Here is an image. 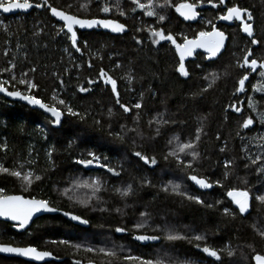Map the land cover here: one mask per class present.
<instances>
[{"label": "trees", "instance_id": "1", "mask_svg": "<svg viewBox=\"0 0 264 264\" xmlns=\"http://www.w3.org/2000/svg\"><path fill=\"white\" fill-rule=\"evenodd\" d=\"M158 2L162 3L163 0ZM180 2L183 0H173V3ZM48 3L82 18L116 19L125 23L129 32L122 36L97 31L79 32L78 44L84 53L81 55L71 48L70 41L63 34L57 35L61 24L51 18L47 8H35L28 15H0V70L10 68L13 63L16 65L14 70L10 68L8 72H0V80L9 81L5 86L11 91L19 90L27 94L24 86L9 80L13 74L18 79L24 78L21 73L27 72L28 78L38 85L33 95L48 104L54 102L52 96L56 95L71 104L81 116H85L81 120L79 117L65 115L61 127L55 129L50 118L41 111L0 96V162L14 170L27 171L30 166L20 169L17 162L27 160L31 150L32 156L36 157V163L31 167L42 175L41 181L34 182L28 190H24L17 178L0 174V188L5 190V195L21 194L29 198L48 199L59 210L80 215L89 221V227L83 228L60 215H48L36 219L23 233L16 232L9 223L0 222V243L34 246L62 259L61 262L46 264H76L77 261L79 264H136L134 261L123 260L124 255L119 253L116 257H108L99 252H87L83 247L76 249L71 245L60 244V240L93 247H111L114 242L123 246V251L118 252L132 249L134 255L146 259H154L158 254L167 252L176 261L187 259L199 261L197 264H213V260L195 247L196 244H207L214 248L232 249L231 257L224 254V264H255L251 257L255 252L264 254V238L253 230L252 224L258 221L257 227L264 225V204L253 200L251 215H238L235 219L227 217L219 211L224 204L230 205L225 196V188L214 186L212 191H199L191 181L184 179L191 170L178 168L171 156L168 159L163 157L169 147H175V141L170 146L168 140L178 135L184 141L197 127L196 117L204 115L207 117V135H202L198 145L201 157L198 165H194L195 174L211 179L219 178L224 171L223 161L230 159L233 166L225 187L247 189L253 197L264 193V172H258V165H252L246 158L264 154V140L261 139L264 137V124L257 118L259 112H264V92L253 89V85L264 86V78L258 75L259 70L256 74L250 73L242 95L235 92L238 80L245 72L236 61L245 55V49H252L249 59H264V0H226L228 6L238 4L251 11L254 18L251 23L261 44L252 45L250 39L239 31L237 23L232 26L220 24V28L229 35L226 51L211 61L204 59V54H197L193 61L186 64L190 71L187 79L179 77L174 71L178 57L169 42L152 45L150 39L146 38V31L135 32L134 29L144 21L171 31L179 42L181 34L193 38L201 30L210 31L211 25L206 21L212 20L217 24L219 20L216 17L220 14V8L214 9L205 3L199 10L203 18L199 17L196 22H186L174 7L167 8L163 10L167 19L157 24L156 17L143 16L139 9L134 14L129 13V0H120L126 16L119 15L116 0H48ZM106 3L112 9L109 13L100 10ZM134 36L143 43L137 45ZM84 41H87V48L83 47ZM65 48H68V52L64 51ZM97 53L102 59L98 58ZM89 62L91 67L88 66ZM117 63L120 67H116ZM31 68H35V72L30 71ZM101 68L117 80L121 103L131 106L140 100V93L143 92L144 108L140 110L138 124L133 119L136 110L123 113L119 105L115 104L110 86L99 79ZM130 69L135 77L131 85L124 79ZM213 71L219 74L220 79L202 96L193 97L192 92L198 86L207 84L203 76ZM59 79L64 81L62 86ZM89 80L96 82L89 84ZM80 87L90 90L80 92ZM249 97L253 102H259L256 103L257 111L249 107ZM230 104L240 107L241 113L228 108ZM108 108L113 110L111 117L108 116ZM165 109L167 116L177 123L161 126L160 134L156 135V125L149 126L148 120L157 111ZM247 115L253 116L256 125L244 130L238 127V122L241 116ZM95 120H100V124L97 125ZM122 124L137 129V132H128L123 141L109 135L110 131H118ZM238 132L240 135H237ZM217 133L220 134L219 140L216 139ZM223 141H227V148L221 153L219 148ZM4 144L7 145L6 151L2 147ZM49 148L54 149V165L47 158ZM88 151L100 155L101 163L107 162L118 169L122 167L124 171L121 176H113L103 168L90 166L85 169L76 164L77 159L88 158ZM134 151L155 156L157 165L144 166L132 154ZM246 164L248 167H245ZM141 175L148 176L152 183L142 184L138 179ZM95 176L107 180V191L98 194L101 197L99 201L93 198L89 207H83L77 201L87 199L91 195L90 189L73 188L71 200L56 191L71 187L72 178L88 179ZM169 180L182 182V190L200 195L206 204L213 203L214 207L201 206L171 194L170 189L169 192L162 191L161 184ZM129 182L133 184V194L128 197L122 198L112 190L113 187H123ZM217 200H223L224 204L215 205ZM230 206L234 208V205ZM101 208L107 210L101 211ZM145 210L151 214L150 226L133 229L132 225L142 219L140 213ZM156 225L160 228L156 229ZM165 225L188 236L204 233L207 239L167 241L164 238ZM116 226L125 227L128 232L115 233ZM145 233L158 235L160 239L155 244L142 246L132 238L136 234ZM0 264L33 263L0 256Z\"/></svg>", "mask_w": 264, "mask_h": 264}, {"label": "snow or ice", "instance_id": "2", "mask_svg": "<svg viewBox=\"0 0 264 264\" xmlns=\"http://www.w3.org/2000/svg\"><path fill=\"white\" fill-rule=\"evenodd\" d=\"M205 3L211 5V7L214 9L220 8V14L216 17L218 20L227 21L229 23L238 22L239 31L245 33L247 37L250 38V43L252 45L261 44V41L257 39L254 34L253 24L251 23L254 18L251 11L248 8L239 6L238 4H232L231 6H228L226 4V0H192V2L183 0V2L180 3H173V0H163L162 3L158 2V0H146V2H141V0H129V13L134 14L136 13L137 9H139L142 11L143 16L156 17L157 24H162L167 19V16L164 14L163 10L174 7L175 11L179 13V15L184 18V20L194 21L198 17H201V12L197 11V8L202 7ZM32 8H47L50 11L52 17H55L58 21H61L62 25L60 26L57 35L63 34V36L68 41H70L71 48L75 49L76 52L81 53V55L84 53L78 44V29L104 28L110 30L112 33L120 34L125 33L128 30L125 23H120L116 19H82L77 15L69 14L64 10H59L56 7H53L48 3V0H36V2H33V0H0V11L3 13H10L15 10L27 11ZM116 8L119 11L120 16L127 15V13L121 7L120 0H116ZM100 10L104 13H109L112 9L106 3L103 7H101ZM206 23L211 25L210 31L201 30L191 39H189L186 35L181 34L179 42L177 36L171 31H166L164 27L146 24L144 21H141L140 26H137L134 31H146V38L150 39L152 45H161V42L165 41L169 42L174 47L175 53L179 57L178 61H176V67L174 68V71L178 73L179 77L187 79L190 76V71L185 64V59L187 57L193 56L197 49H203V53L205 54L203 56L204 59L210 61L215 60L216 58L220 57L221 51L225 47V40L227 39L225 33L218 29L212 20H207ZM5 31H7V29H5ZM35 34L39 35V33ZM133 39L137 45H141L143 43L141 39L135 36ZM83 47H88L87 41L83 42ZM64 51L68 52V48H65ZM97 56L98 58L102 59V56H99L98 53ZM251 56L252 49L246 48L245 55L242 58H238L236 61L238 67L245 69L244 74H242L238 80V86L235 88V92L237 93L245 92V82L249 80L250 73H256L257 69H259V77L264 78V59H249ZM88 66H92L90 62ZM196 66L200 67V65ZM15 67L16 65L14 63L10 65L11 70H14ZM116 67H120V64L117 63ZM10 68L6 67L0 70V72H8L10 71ZM30 71L35 72V68H31ZM21 75L24 78L18 79L16 75L13 74L10 76L9 80L15 81L19 85L24 86L27 94L19 90L9 91L5 86L9 83L8 80H0V92L5 93L10 97L19 98L20 100L26 101L29 105L38 106L40 109H43L44 112L50 113L52 117L50 123L54 126H59L62 122V117L65 115L70 117H79L81 120L85 119V116H81V113L74 109L72 105L67 103L63 98H58L56 95H53L52 100L54 102L48 104L42 99L38 98L36 95H33L32 92L34 89H38V85L33 79L28 78L27 72H22ZM209 77H211V79H209ZM99 79L102 80L105 85L110 86L111 92L114 94L115 104L119 105V108L122 109L123 113H130L133 112V110H136L133 114V119L134 123L138 124L141 117L140 110L144 108L143 92L140 93V100L138 102L128 106L124 103H121L120 101L117 80L109 75L103 68H101L99 71ZM124 79L129 85L133 83L135 77L131 69L125 73ZM203 79L207 81L206 86H198L197 90L192 92L193 97L198 95L202 96L203 93L207 92L213 87L216 81L220 79V76L217 72L213 71L207 75H204ZM95 82L96 81L93 80L88 81L89 84ZM59 84L62 86L64 81L59 79ZM253 89L255 91L264 92V86L257 87L256 85H253ZM89 90L90 89L85 87L79 88L80 92H87ZM256 103L259 102H253L252 98L249 97V107L253 111H257ZM228 108L236 113H241L242 111V109L240 107H236L235 104L228 105ZM107 112L108 116L111 117L113 114L112 108H108ZM257 118L261 124H264V112H259ZM196 119L198 121L197 127L184 141H181L178 135H174L168 140L167 143L170 146L173 144V141H175V147H169L167 154L163 158L168 159V156H171L174 158L175 165L178 168L181 170H191L190 172L186 173L184 179L191 181L195 186H198L199 189H211L214 186L225 188V196L227 200L230 202V205H234L235 207L233 208L229 204H224L223 200H217L215 205L224 204V207L219 209L223 215L232 219H235L238 215L241 217L251 215L253 200L259 204H264V193L256 194L253 197L250 196L249 190L247 189L225 187V181L228 180L230 176V169L233 166L232 160L225 159L223 161L224 171L221 173L219 178L211 179L209 177L195 174L194 165H198L199 159L201 157V152L198 148V145L201 141L202 135H207V132L205 131V121L207 117L200 115L197 116ZM94 122L97 125L100 124V120H95ZM176 123L177 121L167 116L166 109L164 111H157L148 120L149 126H152L153 124L156 125V135L160 134L161 126L169 124L174 125ZM253 124V116H241L239 118L238 127L242 129H249ZM128 132H137V129L135 127L127 128V125L122 124L119 126L118 131H110L109 135L115 136L123 141ZM237 135H240V133L238 132ZM46 138L47 137L45 136V139ZM216 139H220L219 133L216 134ZM261 139L264 140V137H261ZM134 142L135 141H133V143ZM2 147L5 151L7 150L6 144H4ZM226 148L227 141H223L219 151L223 153ZM53 150V148L48 149L47 158L49 163L54 165V161L52 159ZM132 154L137 157L144 166L154 167L157 165V159L155 156H149L148 154L142 153L141 151H134ZM28 157L29 158L22 163L17 162L20 169L25 168L26 165L30 166L27 171L14 170L10 167H6L3 162H0V174L17 178L24 186V190H28L34 182H39L42 180V175L39 174L34 167H31L36 163V157L32 156L31 150L28 153ZM87 157L88 158L77 159L75 163L82 165L85 169H88L90 166L103 168L106 169L107 173L117 177L121 176V173L124 171L122 167L118 169L116 167L110 166V164L107 162L101 163V156L94 151H88ZM186 157L190 159H186ZM246 158L252 165H258V172H264V154L257 155L254 158L251 156ZM104 160L107 161V158L104 157ZM245 167H248V165L246 164ZM138 179L142 184L152 183V181L146 175H141ZM71 184V187H65L62 190L56 189V191L60 192L64 196H67L71 200L72 196L70 193L72 192L73 188L90 189L91 195L87 199L77 201L83 207H89L93 198L99 201L101 197L98 194L101 191H107V180L101 176L89 177L88 179L72 178ZM182 187V182H174L172 180L161 184V190L164 192H169L170 189L171 194L186 198L187 200L195 202L201 206L208 208L214 207L213 203L206 204L200 195L190 194L186 190H182ZM112 190L122 198L128 197L133 194V184L132 182H129L123 187H113ZM4 191L5 190L3 188H0V218L15 222L13 227L18 230L27 229V226L32 221L33 217L38 213H54L59 211V209L53 206V204L48 199H37L35 197L25 198L22 195H5ZM106 210L107 209L105 208H101V211ZM116 211L119 212L120 210L116 209ZM63 215L70 216L72 220L78 221L80 224L87 225L89 223L87 219L82 218L80 215L71 214L69 212H64ZM140 216L142 219L132 225L133 229L139 230L150 226L151 214L145 210L140 213ZM258 223V221L254 222L252 224V228L261 238H264V225L257 227ZM164 227L166 228V234L164 238L167 241L188 240L191 242L192 240L206 241L207 239V235L204 233L188 236L175 231L173 227L168 225H165ZM155 228L158 229L160 226L156 225ZM114 232L118 234H125L128 232V229L125 227L116 226L114 228ZM132 238L139 242H153L160 239L158 235H149L146 233L136 234ZM53 243H56V241H53ZM58 243L71 245L76 249L83 247L87 252H99L108 257H116L118 255V250L123 251V246L116 245L114 242L112 243L111 247L107 245L103 247H93L91 245H81L78 243L72 244L69 240H60ZM195 247L198 248L202 253L206 254L207 257L213 258V264H224V254H226L228 257L233 255V251L230 247L214 248L208 246L207 244L204 246L196 244ZM253 251L255 252L254 249ZM0 253H11L20 257L29 258L33 261H43L45 258L52 257L51 252L38 250L37 247L34 246L19 247L2 243H0ZM123 259L126 261H134L136 264H177V261L173 257L169 256L167 252L158 254L154 259H146L139 255H127L124 256ZM251 259L255 262V264H264V254L259 252H255ZM76 264H79V261H77ZM179 264H192V261L185 259L180 261Z\"/></svg>", "mask_w": 264, "mask_h": 264}, {"label": "water", "instance_id": "3", "mask_svg": "<svg viewBox=\"0 0 264 264\" xmlns=\"http://www.w3.org/2000/svg\"><path fill=\"white\" fill-rule=\"evenodd\" d=\"M34 9H35V8H32V9H29V10H27V11L15 10V11L10 12V13H3L2 11H0V14L4 15V16H6V17L16 16V15H28V14H30ZM57 9H59V8H57ZM59 10H61V9H59ZM199 10H200V7L197 8V11H199ZM49 14H50V16H51L50 11H49ZM69 14H70V13H69ZM180 17H181V16H180ZM51 18L54 19L57 23H59V24L62 25V22H61V21H58L55 17H52V16H51ZM79 18H82V17H79ZM181 18L184 20L183 17H181ZM82 19H91V18H82ZM97 19H103V18H97ZM109 19H111V18H109ZM198 19H199V17H198L196 20H194V21H191V20H184V21H186V22H196ZM119 22H120V21H119ZM120 23H121V22H120ZM235 23L238 24V22H232V23H229V22H227V21H220V20H219L218 23L215 24V25H216V27H217L218 29H220L221 31H223V30L220 28V24L225 25V26H232V25H234ZM252 24H253V23H252ZM127 29H128V30H127L125 33H122V34H120V33H112L110 30H108V29H104V28L78 29V30H77L78 43H79V40H80L79 32H93V31H97V32L108 33V34H111V35H113V36H122V35H125V34H127V33L129 32V28H128V27H127ZM253 29H254V25H253ZM254 31H255V30H254ZM223 32L225 33L227 39L225 40V47H224V49H222L220 56L226 51L227 46H228V43H229V35H228L225 31H223ZM242 33H243V32H242ZM254 34H255V32H254ZM243 35L247 37V35H246L245 33H243ZM247 38H248V37H247ZM189 39H191V38H189ZM249 39H250V38H249ZM74 50H75V49H74ZM197 54H204V53H203V49H197V50L195 51V53L193 54V56H191V57H187V58L185 59V64H187V63L190 62V61H193V60L195 59V57H196ZM176 55H177V54H176ZM204 55H205V54H204ZM177 57H178V55H177ZM218 58H219V57H218ZM218 58H216V59H218ZM178 59H179V57H178ZM216 59H215V60H216ZM258 70H259V69H257V72H258ZM257 72H256V73H257ZM256 73H253V74H256ZM247 83H248V81L245 82V88H246ZM8 90H9V89H8ZM9 91H11V90H9ZM243 93H244V92H242V93H238V94H239V95H242ZM0 96L4 97L5 99H7V100L10 101V102H18V103H21V104H23V105H26L27 107H29V108L32 109V110H39V111H41L42 113H44L47 117H49L50 120L52 119L50 113H46V112H44V110H43V109H40L38 106L29 105L26 101L20 100L19 98H15V97L7 96L5 93H2V92H0ZM63 120H64V117H62V122H61V124H60L59 126H54V125L51 124L52 127L55 128V129H59V128L61 127L62 123H63ZM255 125H256V123H255V121H254V124H253L249 129L254 128ZM244 130H248V129H244ZM194 186H195V185H194ZM195 187H196V189H198L199 191H202V192H209V191H212L213 188H214V187H213V188H211V189H199L198 186H195ZM16 195H21V194H16ZM22 196H23V195H22ZM24 197H25V196H24ZM25 198H29V197H25ZM64 212H65V211H63V210H59V211L54 212V213H47V212H44V213H38V214H36V215L33 217L32 221H31V222L29 223V225L27 226V229H24V230H18V229H16V228H14V227H13V224H14L15 222L7 221V220H5L4 218H0V222H6V223H9V224L12 225L13 229H14L16 232H18V233H23V232L27 231V230L32 226L33 222H34L36 219L40 218V217L48 216V215H51V216H54V215H60V216H62L64 219L68 220L69 222H71V223L74 224V225H77V226H80V227H83V228H88V227H89V223H88L87 225L80 224L78 221H74V220H72V219L70 218V216H65V215H63ZM71 214H73V213H71ZM75 215H76V214H75ZM133 240H134V239H133ZM134 241H135L136 243L141 244L142 246H147V245H152V244L157 243V241H153V242H139V241H136V240H134ZM2 244H4V243H2ZM10 245H11V244H10ZM12 246H14V245H12ZM19 247H27V246H19ZM38 250H39V249H38ZM0 256L6 257V258H16V259H20V260H23V261H26V262H29V263H33V264H46V263H50V262H61V261H62L61 258L56 257L54 254H52V257L45 258L43 261H33V260L29 259V258H26V257H20V256H17V255H15V254H11V253H0Z\"/></svg>", "mask_w": 264, "mask_h": 264}, {"label": "rangeland", "instance_id": "4", "mask_svg": "<svg viewBox=\"0 0 264 264\" xmlns=\"http://www.w3.org/2000/svg\"><path fill=\"white\" fill-rule=\"evenodd\" d=\"M203 17H201V19H202ZM119 254H122V255H124V256H127V255H134V253H133V251H132V249H126L124 252H118ZM124 260V259H123ZM126 261V260H125ZM190 261H192V260H190ZM127 262H132V261H127ZM179 260L177 261V264H179ZM194 261H192V264H197V262H199V261H197V262H194Z\"/></svg>", "mask_w": 264, "mask_h": 264}, {"label": "flooded vegetation", "instance_id": "5", "mask_svg": "<svg viewBox=\"0 0 264 264\" xmlns=\"http://www.w3.org/2000/svg\"><path fill=\"white\" fill-rule=\"evenodd\" d=\"M0 15H2V14H0ZM2 16H4V15H2ZM235 207V206H234ZM140 254V253H139ZM262 254V253H261ZM205 256H206V254H204ZM207 257V256H206ZM207 258H210V257H207ZM211 260H213V258H210ZM91 264H93V263H91Z\"/></svg>", "mask_w": 264, "mask_h": 264}]
</instances>
